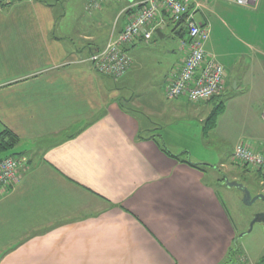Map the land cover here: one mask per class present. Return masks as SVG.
Instances as JSON below:
<instances>
[{"label":"crops","instance_id":"1","mask_svg":"<svg viewBox=\"0 0 264 264\" xmlns=\"http://www.w3.org/2000/svg\"><path fill=\"white\" fill-rule=\"evenodd\" d=\"M110 1L96 13L106 20L97 28L89 17L58 25L38 0L0 9V142L5 129L18 138L0 160L27 158L19 182L0 194V264H222L242 231L217 190L225 177L216 170L209 180L206 164L190 160L188 148L164 145L157 132L178 119L191 126V116L204 122L198 105L214 101L165 95L182 60L171 38L181 40L185 24L170 21L163 37L128 46L132 65L115 80L83 61L119 35L136 0H118L115 16ZM191 3L210 26L207 53L225 69L229 63V87L235 81L233 97L243 98L222 109L234 131L231 155L239 143L264 152V0L253 8Z\"/></svg>","mask_w":264,"mask_h":264},{"label":"built area","instance_id":"2","mask_svg":"<svg viewBox=\"0 0 264 264\" xmlns=\"http://www.w3.org/2000/svg\"><path fill=\"white\" fill-rule=\"evenodd\" d=\"M19 0H0V9L9 7ZM106 0H90L86 10L102 7ZM192 0H136L125 9L128 20L119 35L111 36L105 46L90 54L89 61L101 74L114 79L123 77L132 64L127 47L136 41L150 42L157 30L169 23L185 24L180 40L183 59L168 78L165 95L168 99L186 97L194 103L209 101L224 92L226 69L210 56L206 42L210 37V26L200 22L192 8ZM227 2L256 7L260 0H225ZM168 14L170 20L163 15ZM171 21V22H170ZM231 160L238 165L251 166L264 174V152L253 149L247 143L236 145ZM27 158L23 155L8 156L0 160V194L15 186L26 169Z\"/></svg>","mask_w":264,"mask_h":264},{"label":"rangeland","instance_id":"3","mask_svg":"<svg viewBox=\"0 0 264 264\" xmlns=\"http://www.w3.org/2000/svg\"><path fill=\"white\" fill-rule=\"evenodd\" d=\"M38 1L42 5H49L50 8L53 9L54 13L56 14L55 18L57 19L58 25L66 24V26L71 27L73 24H76L79 19H86L87 17H89V27H92L93 25L91 26V24H94L97 28L99 23L106 22L103 17L97 16L96 13H100V9H103L107 5L106 3L108 0L103 3L102 7L93 11L86 10V5L90 0ZM122 7L123 4L121 3V1L112 0V2L110 1L109 7H107V12H110L113 16H115ZM155 38L157 39L156 35ZM82 39L85 43L89 40L85 37H83ZM172 40H176V46H179L176 58H178V60H181V58L183 59L184 53L180 50V40L177 39V37L171 38V41ZM160 60L163 63L167 64L166 59L161 58ZM170 60H173V58H171ZM181 61L171 70H175L179 66ZM172 63H174V61H172ZM224 63H226L227 66L226 78L228 79L229 84L224 89L223 94L221 96H218L208 105H198L199 107H201L200 113H203L205 115V121L200 122L197 118H193L192 116L191 119H193L194 121H191V126L189 125L187 118L180 120L178 119L176 122L170 121V127H165L166 130H168L167 137L169 136V138L166 139L167 141H165L163 135L165 132V128L159 129L157 130V132H160L162 134L164 145L165 142H171L174 145L178 146L180 150H186L188 148V153L186 154L190 160L194 162L200 161L203 164H207L206 167L208 168V171H210L208 175L209 180L213 176V171L216 172V170L218 171L221 178L227 177L229 181H231L230 179L233 178L234 174H237V178L239 179V181L237 182L245 183L247 187L250 186L251 188L249 189L254 197L255 195L253 193H255L256 190L262 189L261 187H263L262 190H264V183H262L261 185L259 184V180L261 179V177L257 172L258 170L256 171V169L251 166L247 167L246 165H238L231 160L234 131L231 132L232 128L229 126L230 117H226L225 115H223L222 109L224 107L219 109V106L221 104L226 106L228 104H237L243 102V98L234 99L233 97L234 86L229 87L230 81L234 80L233 69L229 67V63H227L226 60L224 61ZM157 64H160V62H158ZM164 100L168 102L167 99ZM138 104L139 103L137 102L136 106H138ZM129 106L132 107L130 103ZM198 106L195 107L198 108ZM188 107L193 108V105L188 104ZM134 109L135 110L133 112L143 121V119L141 118L140 110L136 108ZM210 109H212L211 112L219 109L216 125H214V127H212L211 129L209 127L208 121V118L212 114L208 112L210 111ZM230 113L233 114L232 111ZM174 150H176V148H174ZM9 153V151H3L0 152V156H6ZM262 178L264 181V176ZM217 190L220 192L222 198L228 205L234 223L240 230H242L237 233V236L235 238L237 239V247L240 248V251L235 254L236 256L234 258L233 264H261L262 260L264 259V224L256 223L251 232L246 233L242 237H240V234L246 232L249 229L251 221L253 220L255 215L259 213L258 210L264 207V201L259 199L257 201L251 202L250 204L244 202V193L241 188L236 186L217 184ZM262 193H264V191ZM236 259H238V261Z\"/></svg>","mask_w":264,"mask_h":264},{"label":"trees","instance_id":"4","mask_svg":"<svg viewBox=\"0 0 264 264\" xmlns=\"http://www.w3.org/2000/svg\"><path fill=\"white\" fill-rule=\"evenodd\" d=\"M129 12V11H128ZM183 36V35H182ZM220 96V95H219ZM218 97V96H217ZM217 97H214L212 99H216ZM211 99V100H212ZM126 102H129L128 100L124 101L123 102V107L127 108V106L125 105ZM222 107H224L223 104H221L219 106V109H221ZM217 109L216 111H213L211 116L208 118V121H209V127L210 129L212 127H214V125H216V122H217V116H218V110ZM208 127V126H207ZM18 141V138L16 135H14L11 131L5 129L2 133H1V142H0V152H3V151H10L13 146L17 143ZM163 144V143H162ZM163 149L165 152H167L170 156L176 158V159H179L180 161H184V162H187L189 164H191L192 166L194 167H197V168H204L203 166H206V165H201V164H197V163H192L189 159H182L180 158L179 156L177 155H174L172 154L171 152H169V150L163 146ZM13 155H20V154H14ZM224 181V179H222ZM239 251V248L237 247V240L235 239V242L233 243V246H231L229 248V251H228V254H227V257L225 259V261L222 263V264H233V261H234V258H235V254ZM238 261V259H236ZM238 264V263H237ZM261 264H264V259L262 260Z\"/></svg>","mask_w":264,"mask_h":264},{"label":"water","instance_id":"5","mask_svg":"<svg viewBox=\"0 0 264 264\" xmlns=\"http://www.w3.org/2000/svg\"><path fill=\"white\" fill-rule=\"evenodd\" d=\"M157 34L160 36V37H163V33L161 30H157ZM234 87L236 88V83L234 81ZM225 182L228 186H236V187H239L241 188V190L243 191V200L244 202L250 204L251 202H254V201H257L259 199L263 200L264 201V193H259L257 195H255L253 197L250 189L244 184V183H239L237 181H229L227 177H225ZM256 223H263L264 224V211L262 212H259L255 215V217L253 218V220L251 221L250 223V226H249V229L246 231V232H243L240 234V237L244 236L246 233H249L252 231L254 225Z\"/></svg>","mask_w":264,"mask_h":264}]
</instances>
